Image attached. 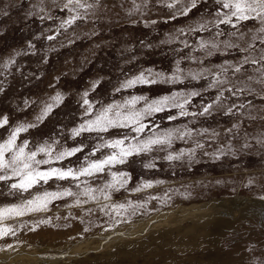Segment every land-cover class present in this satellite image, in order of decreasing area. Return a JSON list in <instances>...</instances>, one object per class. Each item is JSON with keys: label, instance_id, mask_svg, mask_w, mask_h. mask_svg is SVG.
<instances>
[{"label": "rangeland", "instance_id": "rangeland-1", "mask_svg": "<svg viewBox=\"0 0 264 264\" xmlns=\"http://www.w3.org/2000/svg\"><path fill=\"white\" fill-rule=\"evenodd\" d=\"M86 2L94 7L81 10L85 18L62 28L61 22L71 15L61 10L65 0H0V117L8 116L12 126L34 122L51 96L59 91L65 97L43 124L22 134L32 144L55 137L61 128L65 129L61 142L66 146H75L80 139L89 147L95 144L96 140L87 134L76 141L65 139L67 129L80 123L81 94L85 91L97 104L131 95L152 100L197 91L200 95L191 97L185 105L189 112H199L218 95L220 100L213 104L211 115L182 117L178 108H166L145 120L150 126L158 125L157 132L180 129L190 133L182 139L174 136L170 147L158 146L134 157V163L113 169L129 173V189L145 181L153 184L140 192L122 189L113 193V202L132 201L146 207L135 215L129 210L122 217L113 213L110 218L100 211L102 198L100 203L89 201L79 206L74 197L53 200L45 211L6 221L13 227L27 225L17 232L22 244L15 251L39 253L38 248H45L43 255L52 257L82 241L111 235L118 229L126 231L155 214L175 212L166 218L170 227L162 220L149 232L147 241L142 232L126 238L135 243L129 247L113 248L111 252L90 250L74 261L59 260L55 264H264V61L245 64L239 73L232 67L245 56L257 60L264 56V43L260 42L264 33L257 32L259 21L241 22L239 30L221 25L223 35H218L214 26L218 6L214 0H198L197 7L187 15L180 13L191 0ZM200 24H206V30H192ZM49 36L54 39L49 40ZM203 41L209 42L205 48L200 47ZM211 43L217 47L212 48ZM226 43L238 47H226ZM177 67L181 79L175 83L139 84L115 91L126 78L141 72L151 69L171 76ZM195 74H200L197 79L192 78ZM217 79L224 83L209 87ZM97 80L100 83L93 92L92 84ZM170 116L176 118L169 119ZM6 135L0 129V136ZM87 151L86 148L77 156L83 159ZM169 154L179 158L169 161ZM148 163L155 167L146 168ZM63 164L75 167L77 157ZM106 179H110L107 174L90 183L96 187ZM60 188L79 191L70 180L52 179L29 192L10 195L6 183L0 182V208L20 203L38 191ZM153 196L158 199H151ZM213 201L222 204L193 209L188 220H177L180 208ZM223 204L238 206L241 213L225 216ZM218 219L229 223H221L216 232L210 233ZM41 220L50 222L39 223ZM33 226L35 231H29ZM85 227L89 228L86 233ZM17 237L0 240V247L15 244ZM10 251L0 254L5 256Z\"/></svg>", "mask_w": 264, "mask_h": 264}, {"label": "snow or ice", "instance_id": "snow-or-ice-1", "mask_svg": "<svg viewBox=\"0 0 264 264\" xmlns=\"http://www.w3.org/2000/svg\"><path fill=\"white\" fill-rule=\"evenodd\" d=\"M214 2L218 6L215 11L217 19L214 23V26L219 30L218 35H223V30L220 29L221 25L239 30L241 22L248 20H258L261 27L257 29V32L264 33V0H214ZM197 3L198 0H191L190 5L185 7L180 14L187 15L197 7ZM93 7L94 5L87 3L86 0H65L61 10H67L71 15L61 22V27L71 26L77 20L84 19L81 10L86 12ZM168 7H173V4H169ZM41 19H44V17H41ZM206 28V24H200L192 30L203 31ZM236 34V32L231 33L232 36H236ZM242 35L243 33H241ZM48 39L51 40L54 37L49 36ZM253 39H256V37H253ZM260 42L264 43V37L260 38ZM208 45V41H203L200 47L205 48ZM225 46L238 47L227 43ZM211 47L216 48L217 44L211 43ZM249 47L254 48V45H249ZM240 51H247V49H240ZM262 61H264V56H261L259 60L245 56L240 64L232 67L234 72L239 73L245 64H261ZM180 71L177 67L176 72L171 76H167L161 72L153 73L149 69L146 73L141 72L138 75L126 78L115 91L119 93L121 90L131 89L139 84L175 83L181 79L178 74ZM199 75L195 74L192 78L197 79ZM99 83L98 80L93 82L91 91L94 92ZM218 83L222 84L224 82L217 79L210 82L209 87H215ZM2 90L0 89V91ZM227 90L232 91L231 88ZM239 91H242V89H237V92ZM235 94L233 92V95ZM199 95V92L191 91L186 96L183 93H173L171 96L152 100H149L146 96L131 95L120 101H112L107 104L99 102L97 104L88 98L89 92L85 91L81 94L80 107L83 111L80 116V123L67 129L65 139L76 141L77 138L87 134L96 140V143L91 147L84 142V139H80L75 146H66V143L61 142V138L65 137L64 128H61L55 137L36 144H32L26 135L22 136V134H28L30 130L43 124L54 109L64 102L65 97L59 91L51 96L49 101L44 102L34 122L19 123L12 126L8 116L0 117V129L5 130L7 133L6 136H0V182L6 183L10 195L17 192H29L33 187L43 186L52 179L58 181L70 180L79 189L78 192H73L71 188H60L56 191L45 189L43 192L38 191L31 194L29 198L22 200L20 203L0 208V240H5L9 236L17 237L20 228L27 227L26 224L13 227L7 224L6 221L23 217L29 213L45 211L51 201L64 197H74L78 206L89 201L100 203L102 198L104 203H100V211L110 218L113 213L116 217H122V213H128L129 210H131L132 215H135L138 209L146 207L145 204H136L132 201L113 202V193L120 192L122 189L128 192H140L153 186L151 181H145L135 188L129 189L127 187L131 179L129 173L123 170L113 171V169L117 168L118 165L123 166L130 162L134 163V157L147 154L158 146L170 147L174 136L182 139L184 135H190L189 132H181L180 129L157 132L156 128L159 126H150L149 123H145V120L157 112L164 111L166 108H178L180 110L179 115L182 117L211 115L213 104L218 103L220 100L219 95L212 103L204 104L199 112L186 110L185 105L190 103V98ZM141 102H144L143 107L138 108L137 105ZM229 112H231V109H229ZM175 118V116L169 117L173 120ZM146 131L151 132V135H145ZM57 145H59V148H57ZM86 148L88 149L87 154L83 159H80L77 154L83 153ZM182 154L180 153V155ZM71 157H77V165L75 167L64 166L63 162ZM178 158L179 155L174 156L172 154L166 157L169 161ZM145 167L153 168L155 165L148 163L145 164ZM105 174L110 179L104 180L99 186L94 187L90 183V180L99 179ZM156 183H162V181H156ZM81 197L86 199L81 200ZM151 199H158V197L153 196ZM49 222L48 220L39 221V223L45 224ZM113 223H118V221L113 220ZM29 231H35V226L30 227ZM88 231V227L83 229L85 233ZM21 244L22 241L17 237L15 244L6 243L5 246L0 247V251H15Z\"/></svg>", "mask_w": 264, "mask_h": 264}, {"label": "bare ground", "instance_id": "bare-ground-1", "mask_svg": "<svg viewBox=\"0 0 264 264\" xmlns=\"http://www.w3.org/2000/svg\"><path fill=\"white\" fill-rule=\"evenodd\" d=\"M217 204H222V203L218 201H213L211 203H205L203 205L193 206L189 209L182 207L176 211V214L178 213L177 220L184 222L189 219V215L192 214L193 209H202L204 207L213 206ZM223 205H224L223 207L226 208V211L224 212L225 216L226 214L235 216L238 212L239 214L241 213L238 206L229 207L226 204H223ZM244 211L242 212L243 215H245ZM173 213L175 212H167V213H162V214L158 213L157 215L155 214L154 216H151L147 220H144L141 222L138 221L139 222L138 224H136L133 227H129L128 229H126V231L123 229H118L119 232H114L111 235L100 236L94 239L91 238L87 241H82L66 249L65 251H63V249L65 248L61 249L63 252L60 251L54 254L52 257H46L43 255V251L45 250V248L44 249L38 248L37 251L39 253L33 250H28V251L25 250L22 252L20 251L11 252L10 251L5 256L0 254V264H36V263L55 264L59 260L60 261H65V260L74 261V259L78 258L82 254L85 255L90 250L91 251L92 250L93 251L103 250V252H111L113 248L119 249L123 247H129L131 246L129 245L130 243L133 245L135 244L134 242H129L127 240L131 236H134V235L136 236L143 232L141 235H144L145 238L150 237L151 234L149 232L155 229L156 227L160 226L163 221L165 225H168L170 227L169 222L166 220V218L169 215H173ZM211 222L212 220L208 221L207 225L210 224ZM221 223L227 226V223H229V221L226 219L216 220L210 228V233L216 232ZM145 240L147 241V238ZM35 248H37V246Z\"/></svg>", "mask_w": 264, "mask_h": 264}]
</instances>
